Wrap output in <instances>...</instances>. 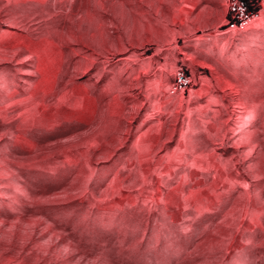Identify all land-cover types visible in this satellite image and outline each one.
<instances>
[{
	"label": "rangeland",
	"instance_id": "rangeland-1",
	"mask_svg": "<svg viewBox=\"0 0 264 264\" xmlns=\"http://www.w3.org/2000/svg\"><path fill=\"white\" fill-rule=\"evenodd\" d=\"M249 4L259 17L222 31L227 0H0V264H264V0ZM178 66L193 85L170 94ZM194 118L222 169L211 211L177 225L132 140Z\"/></svg>",
	"mask_w": 264,
	"mask_h": 264
},
{
	"label": "crops",
	"instance_id": "crops-1",
	"mask_svg": "<svg viewBox=\"0 0 264 264\" xmlns=\"http://www.w3.org/2000/svg\"><path fill=\"white\" fill-rule=\"evenodd\" d=\"M199 120L168 121L166 129L158 125L163 124L162 121H141L132 140L142 159H147L152 166L159 215L177 225L197 208L202 209L203 214L211 211L203 210L211 206L210 187L204 186L205 176L214 177L222 169L221 154L216 148L218 138L203 129L195 130L194 125L203 128V124H209V120Z\"/></svg>",
	"mask_w": 264,
	"mask_h": 264
},
{
	"label": "built area",
	"instance_id": "built-area-1",
	"mask_svg": "<svg viewBox=\"0 0 264 264\" xmlns=\"http://www.w3.org/2000/svg\"><path fill=\"white\" fill-rule=\"evenodd\" d=\"M226 18L222 31H243L259 16V10L252 8L249 0H227ZM193 85L188 71L178 66L173 72V82L169 93H184Z\"/></svg>",
	"mask_w": 264,
	"mask_h": 264
},
{
	"label": "bare ground",
	"instance_id": "bare-ground-1",
	"mask_svg": "<svg viewBox=\"0 0 264 264\" xmlns=\"http://www.w3.org/2000/svg\"><path fill=\"white\" fill-rule=\"evenodd\" d=\"M258 17H259V16H258ZM258 17H257V18H258Z\"/></svg>",
	"mask_w": 264,
	"mask_h": 264
}]
</instances>
